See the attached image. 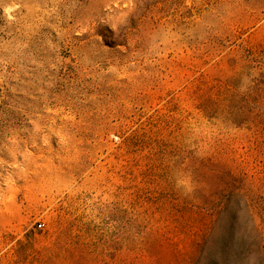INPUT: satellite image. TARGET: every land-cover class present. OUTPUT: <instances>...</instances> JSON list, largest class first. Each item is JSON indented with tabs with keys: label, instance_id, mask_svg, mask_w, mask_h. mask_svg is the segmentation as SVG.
<instances>
[{
	"label": "rangeland",
	"instance_id": "374dc122",
	"mask_svg": "<svg viewBox=\"0 0 264 264\" xmlns=\"http://www.w3.org/2000/svg\"><path fill=\"white\" fill-rule=\"evenodd\" d=\"M0 264H264V0H0Z\"/></svg>",
	"mask_w": 264,
	"mask_h": 264
},
{
	"label": "built area",
	"instance_id": "2783aa9c",
	"mask_svg": "<svg viewBox=\"0 0 264 264\" xmlns=\"http://www.w3.org/2000/svg\"><path fill=\"white\" fill-rule=\"evenodd\" d=\"M43 224H38V228L41 229Z\"/></svg>",
	"mask_w": 264,
	"mask_h": 264
}]
</instances>
